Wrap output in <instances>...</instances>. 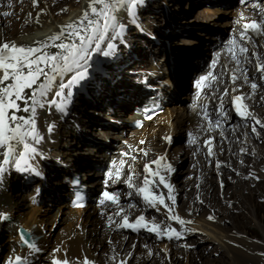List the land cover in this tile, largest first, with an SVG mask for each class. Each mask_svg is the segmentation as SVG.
<instances>
[{"label":"bare ground","instance_id":"1","mask_svg":"<svg viewBox=\"0 0 264 264\" xmlns=\"http://www.w3.org/2000/svg\"><path fill=\"white\" fill-rule=\"evenodd\" d=\"M196 1L170 0L169 2L174 7L171 22L174 27L169 26L170 30L167 33L169 39L179 31L183 32L182 27L189 21L200 27L198 31L191 33V38L196 41L191 46V50L182 54L175 53L168 65L162 59L157 61L153 59L130 67L138 77L139 87L128 86L123 99L106 100L99 109L97 107L82 109L77 107L78 100L82 96L79 94V98H75L72 104L69 103L66 115L61 116L50 105L39 111L38 128L44 139L37 145L41 155L33 158L30 164L35 170L42 171L45 178H36L32 171H18L11 165L6 166L5 172L0 174V214L6 216L0 219V264L8 258L13 260L16 255L28 256L26 247L20 244L17 235L20 224L32 230L36 228L39 233L41 230L37 228V224L48 222L47 225H53L61 211H63L62 218L51 235L48 238L41 237L39 241L41 251L28 256L27 264H53L55 260L62 262L65 259L69 264H196L193 259L195 257L201 259L203 254L210 253V246L220 250L225 259L206 256L203 264H264V255H262L264 225L255 207L257 194L264 200V140L262 143L256 140V137L264 138V128L257 126L259 128L257 133H253V121L241 119L235 113L232 103L235 91L241 92L244 95L242 103L247 106L250 114L264 122V78L255 67L257 63L264 64V31L256 37L247 34L241 40L243 20L257 18L261 22V28L264 29V11H261L264 9V0L257 1L253 5H244L239 0ZM148 2L145 0L139 11L148 13L143 17L149 24L148 28L153 29L162 17L148 12L147 8L153 7L148 5ZM200 3L202 6L199 5ZM229 3L232 7H226ZM89 5L90 0H0V44L9 42L24 47L34 46V42L59 44L60 40L50 41L49 37L56 35L62 26L81 18L86 9L90 10ZM96 7L101 6L98 4ZM195 7L197 9L192 17L189 11ZM5 12L9 15H3ZM118 18L128 25L120 35L125 39L127 32L133 33L129 27L131 21L126 18L124 12H120ZM223 19L225 21L221 24L220 21ZM224 33L227 35L226 38L224 37L217 47L212 49V44L218 41V37L224 36ZM112 35L113 33L109 31L101 45ZM233 39L237 42V54L240 46L249 49V52L244 54L247 59L242 58L239 65V68L246 72V83L245 77L241 76L239 71L237 75L240 78L235 83L229 76V70L235 71L237 67L229 51ZM134 41L131 43L133 44ZM44 51L51 53L59 50L49 46ZM99 53L93 49L89 61L91 65L96 64ZM205 57L209 58L208 62L215 61L216 68L223 74L224 82L218 89L209 90L204 97L197 100L191 92L193 73L197 66L194 59L200 60ZM200 74L201 72L198 76ZM101 76H96L90 82L84 80L74 86L71 89L70 102L74 90L76 92L82 90L87 83V90L98 86L100 82L103 84L104 79ZM122 82L123 80L117 81V86L114 84L110 89H117ZM252 83L257 84L256 89L251 88ZM153 88L165 92L166 110L164 114L158 116L156 124L143 130L149 131L146 141L126 162V166L120 171V176L113 181L122 187L119 203L104 207L90 203L83 211H67L69 206L67 196L73 194L67 184V178L77 173L82 181L95 189L99 173L91 170V163L99 161L101 156L97 154L101 142H89L90 145L87 147H77L72 152L69 145L75 143L79 134L94 133L98 136L96 138L100 139L98 133L101 120L115 119L118 124L132 121L135 118L134 112L139 110L138 107L143 104L146 94L151 93ZM225 88L229 91L227 96L223 95ZM187 96H189L188 103L182 102L181 98ZM219 97H223L226 115L220 114ZM70 105L73 108L69 112ZM132 105L135 110L125 114V110L133 109ZM193 105L197 107L193 108ZM236 118L241 121L240 125L233 124L232 119ZM246 122H249L248 126L244 125ZM49 124H54L52 133L45 131ZM110 125L112 124L108 125V129H104V133L110 137L108 140L113 141L118 137L119 128ZM231 126L233 128L229 131ZM177 131L189 135L187 142L182 145L176 144L173 137ZM132 141L133 139L124 140L121 148L128 150L129 146L125 143ZM53 150L64 157L66 165L56 167L51 164L48 170H45L48 159H52V155H55H49ZM161 156L165 157L161 164L151 163ZM230 156L235 159L232 163L240 172L239 176L232 178V188L230 187L233 193L238 195L239 200L237 199L231 208L230 205L228 208H223L222 202H225V199L226 202L230 200L224 194L225 172L221 166L228 163L226 158L229 160ZM184 158H192L194 167L191 181H186L183 188L195 189L199 193L190 200L188 198V204L180 206L177 196L181 188L171 178L178 162ZM166 164H170L173 170L168 171ZM145 165H150L152 170H160V173L165 175L166 182L172 187L171 193L169 194L168 189L163 185L155 189L150 186V190H155L157 194H165V202L172 207V214L185 220L184 225L171 220L164 206H159V211L149 207L135 188L128 187L129 175L132 176V183L137 186L141 185L144 176L149 175L144 170ZM38 190L41 194L35 197ZM169 195L175 197V203L168 198ZM207 197H213V201L210 211L204 212L199 201H203L202 198L206 200ZM121 208L124 212L115 215ZM227 209L236 212V216L229 214L231 224L228 227L224 224ZM240 209L246 213L244 218L248 220L247 224H254L262 233L263 239L251 236L244 228L247 225L242 226L244 223L240 222L243 223L241 225L238 222ZM123 215L128 216L129 223L144 215L145 222L149 223V226L155 223L163 228L166 224L179 231L181 236L176 238L173 234V238L168 239L166 234L158 235L157 232H149L143 227L138 229V234H131L129 228L119 226L123 223ZM210 216L214 219H209ZM58 228L61 231L55 235ZM157 231L160 232V229ZM196 235H198L197 239L203 238L208 243L200 255L191 249L197 240L192 237ZM43 248L45 249L42 250ZM191 254L195 257L193 258Z\"/></svg>","mask_w":264,"mask_h":264},{"label":"snow or ice","instance_id":"2","mask_svg":"<svg viewBox=\"0 0 264 264\" xmlns=\"http://www.w3.org/2000/svg\"><path fill=\"white\" fill-rule=\"evenodd\" d=\"M144 2L145 0H90V10L86 9L81 18L62 26L56 35L49 37L50 41L60 40L59 44L49 45L46 42H34V46L29 47L18 46L9 42L0 44V174L5 172L6 166L11 165L18 171H32L36 175H40V172L36 171L30 164L33 158L41 155L37 145L44 139L38 128L39 111L48 108L50 105L61 116L66 115L72 97L71 89L89 78V61L92 58L93 49L102 52L104 57L112 55L116 45L107 43L102 49L101 42L104 41L109 31L113 33L110 39L116 40L126 30L128 25L118 18L120 12H124L132 24H138L139 7ZM98 4L101 7L97 8L96 5ZM3 15L7 16L9 13L5 12ZM249 30L256 34L264 31L260 21L244 23L241 40L247 36ZM236 43V40L233 39L231 41L232 47L229 49L231 59L236 62L237 66L235 71L229 70L230 79L235 83L240 78L237 75V71H239L241 76L245 77L246 83V72L241 70L239 65L242 58L247 59L244 54L248 53L249 49L246 46H240L239 54H237ZM49 46L59 51L51 53L44 51ZM257 59L259 58L257 57ZM214 65L215 61H213ZM255 67L256 71L264 78V64L257 63ZM65 77L66 79H64ZM210 78L212 80L218 79L212 72H209L201 76L196 82V87L199 90L197 100L200 99V92L203 91V87L207 86L205 82ZM250 86L252 89L257 88L256 83H252ZM223 95H229V91L225 89ZM218 99L220 100L218 105L220 114L226 115L223 97ZM243 99L244 97L240 95L232 97L234 111L241 119H251L253 121L252 132L257 133V126L264 128V122L250 114L247 106L242 103ZM196 107L197 105H193V108ZM17 113L21 114L17 115ZM204 115L207 119V114ZM216 125H219L218 120ZM45 131L52 133L54 124L47 125ZM208 143L210 144L211 141L209 140ZM209 153L211 154L210 149ZM144 154L147 155V153ZM163 160L165 157L161 156L151 163L159 164ZM120 163L123 166L124 161ZM166 169L168 171L173 170L170 164H166ZM144 170L149 175L143 177L141 185L133 184L132 176L129 175L127 177L128 187L135 188L149 207L159 211V206H164L168 210L171 220L178 221L179 225H184L185 220L172 214V207L165 202V194H157L155 190H150V186L155 189L159 185H163L170 194L172 187L166 182L165 175H162L160 170H152L150 165H145ZM107 175L109 179L113 178L112 172ZM119 176L120 172L117 170L115 177L118 178ZM157 177L158 179H156ZM103 197L104 199L100 201L101 204H104L105 201L114 204L119 203L115 194L105 191ZM168 198L175 203L174 196L169 195ZM123 212L124 210L121 208L115 215H121ZM3 218H6L5 214H0V219ZM122 219L123 223L119 225L120 227L134 230L143 227L149 232H157L158 235L166 234L168 239H172L173 234L176 238L181 236L179 231L166 224L163 228L160 224L155 223L149 226V223L145 222L144 215L137 217L133 223L128 222L127 215H123ZM209 219H214V217L210 216ZM158 229L160 232L157 231ZM20 237L21 242L28 249V256L41 251L35 242L26 238L24 232L20 233ZM28 256L16 255L14 257L15 264H27ZM8 264H12V260ZM53 264H69V261L66 259L62 262L55 260Z\"/></svg>","mask_w":264,"mask_h":264},{"label":"rangeland","instance_id":"3","mask_svg":"<svg viewBox=\"0 0 264 264\" xmlns=\"http://www.w3.org/2000/svg\"><path fill=\"white\" fill-rule=\"evenodd\" d=\"M198 1L199 0H197L196 2ZM147 2H148V5L153 6L151 7L152 9H149V7L147 8L149 10L148 12L154 13V15L159 14V16L162 17V19L160 20L159 23H157L156 26H153V29L148 28L149 24L147 23V20L143 17L144 15H147L148 13L147 12L145 13L144 11L143 12L139 11L138 24H132V23L129 24V27H131V30L133 31V33L131 32L132 34L130 32H127L128 35L125 39L119 37L116 40L110 39L111 37L110 36L104 42V44L102 45V49L104 48V45H106L107 43H114L116 45L115 49L112 52L113 56L111 57V60L114 59L115 56L118 54L120 55V57L114 60L113 62L110 60L109 57H105V58L107 61H110V62L103 63L101 59H99V57H97L96 64L91 65L92 63L89 62V66H92L95 71L89 72V78L86 80L89 82L94 80L96 76L103 75L101 72L102 70H104L106 75L101 76L104 79V83L102 84V82H100L98 86H94L91 89H88L89 94L87 96L81 94L83 96V97L82 96L80 97L81 99L79 98V95H78L76 97V98H79L78 103H77L78 105L76 104L77 107H81L82 109L84 108L93 109L97 107L99 109L102 107L103 103L106 100L113 101L116 99H119V100L123 99L124 94L127 93L126 88L128 89V86L130 85L137 86L138 85L137 83H139L137 81L138 77L137 75H135L136 73L133 72V69L130 70L131 69L130 67H134L135 65H137V63H142V62H146V61L153 60V59H155L156 61L159 59H162L168 65L171 57L175 53L177 52L180 54L187 53V51L191 50V46L196 43V41L191 38V35H192L191 33L198 31L200 27L199 25H196V23H192L191 21H189L182 27L183 32L179 31L171 39L168 38L167 33H169V30H170L169 26H171V28L174 27L173 23H171L172 18H173L172 10L174 7H172L171 4L169 3L170 0H164V2L163 0H147ZM199 5L202 6L201 3ZM195 9H197V7L190 9L189 14L191 16L196 11ZM224 21L225 19L220 21L221 24ZM226 36H227L226 33H224V36L218 37V39L222 40L224 37L226 38ZM133 40L135 41L132 44L131 42ZM260 42L262 43L261 40ZM139 51H141V53H139ZM99 55L104 57L102 55V52H100ZM195 57H197V55ZM194 62L196 64V58L194 59ZM121 80H123V82L122 84H119V85H121L122 87L120 86L115 90L110 89V87L114 84L115 86H117V81H121ZM107 83L109 87L108 86L106 87ZM189 86H191V84ZM188 99H189V96H187V98L186 97L181 98L182 102L184 103H188L189 101ZM72 108L73 107H71L70 105L69 112L72 110ZM232 122L235 125H240L241 121H239V119L236 118V119H232ZM244 125L248 126L249 122L244 123ZM232 126L231 128H229V131L233 128ZM249 133H252V132L249 131ZM98 134L100 135L99 136L100 138H103V139L110 138V137H103L105 135L103 128H100V131ZM96 137L98 138V136H96L94 133L91 135L79 134L76 137L75 143L71 144L72 146L69 145V148L72 152L74 149L76 150L77 147L78 148L87 147L88 145H90L89 142L96 141V143H99ZM256 138H257L256 140L259 143H262V141L264 140L263 136L256 137ZM188 139H189V135L183 131H177L175 133V136L173 137V140L176 142L177 145L184 144L185 142H187ZM53 152H57V151L53 150ZM53 152L49 153V155L55 154V155H52V157L54 158V156H56V154L58 153L64 162V157L59 152L57 153H53ZM228 158L229 160L226 158V161H228V163L227 162L226 163L228 165L224 163L221 167H222V170H224L225 172L224 181L226 185H225L224 194L228 197L230 201L226 202V199H225V202H222L223 208H228L229 205H230L229 208H231L235 204L237 199L239 198L236 193H233L231 188H232V178L234 176L235 177L239 176L238 174L240 172L236 170L235 164L233 165L232 163L233 161L235 162V159L232 158L231 156ZM51 160H52L51 158L48 159L45 165V170H48V168L50 167L51 164H48V163H50ZM193 167L194 166L192 164V158H184L178 162L177 166L175 167V172L173 174L174 176L172 175L171 179H173L174 183H176V185H178V187L180 186L179 188H181L177 196V202L180 206H185L186 204H188L187 202H189L190 198L197 196L199 193L195 189L190 190V189L183 188V185H185V182L191 181L192 179L191 172H192ZM46 172L47 171H45V174ZM263 186H264V183H263ZM207 198L206 200L202 198L203 201H199V205H201L200 207L202 208L204 212L210 211V208L212 205L211 202L213 201V197L212 198L207 197ZM256 198L257 199L255 202V207L257 210V215L264 225V200L259 198L258 194ZM229 202L231 203L229 204ZM239 212L240 214L238 216V222L239 223L243 222L244 225H242L243 223H240L242 226L247 225L244 228L248 231V233L251 236L253 237L255 236L258 239H263L262 233L254 224H247L248 220L244 218L246 213L243 210L241 211V209ZM226 214H227L226 217L223 216L225 218L224 224L225 226L228 227L231 224L229 214L230 215L233 214L232 216H236V212L234 213V211H231V210L228 211L227 209ZM221 217H222V214H221ZM60 231H61L60 228H58L54 234L58 235ZM141 231L140 233H142ZM129 232L131 234H138L139 230H134V229L129 228ZM197 236L198 235L193 236L192 238L197 239L196 238ZM207 244L208 243L207 241H205V239L198 238L196 240V243L193 245V248L191 249L194 251H197L198 255H200L201 251L204 249V247ZM44 249L45 248H43L42 250ZM191 249L190 251H192ZM209 252L210 253H205L206 255L203 254L201 259L196 258L193 254H191V256L193 258L195 257L193 260L196 264H203L205 262L204 260L206 256L207 257L211 256L214 259L215 258L219 259L220 257L225 259V257L221 254L220 250L213 249L212 246H210Z\"/></svg>","mask_w":264,"mask_h":264},{"label":"trees","instance_id":"4","mask_svg":"<svg viewBox=\"0 0 264 264\" xmlns=\"http://www.w3.org/2000/svg\"><path fill=\"white\" fill-rule=\"evenodd\" d=\"M54 153H57V152H54ZM58 154V153H57ZM59 155V154H58Z\"/></svg>","mask_w":264,"mask_h":264}]
</instances>
